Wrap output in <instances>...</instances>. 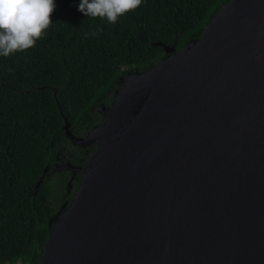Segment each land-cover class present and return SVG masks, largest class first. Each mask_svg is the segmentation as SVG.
<instances>
[{
    "label": "water",
    "instance_id": "water-1",
    "mask_svg": "<svg viewBox=\"0 0 264 264\" xmlns=\"http://www.w3.org/2000/svg\"><path fill=\"white\" fill-rule=\"evenodd\" d=\"M164 49L86 135L65 117L98 147L52 170L82 174L41 264H264V0H228Z\"/></svg>",
    "mask_w": 264,
    "mask_h": 264
},
{
    "label": "trees",
    "instance_id": "trees-1",
    "mask_svg": "<svg viewBox=\"0 0 264 264\" xmlns=\"http://www.w3.org/2000/svg\"><path fill=\"white\" fill-rule=\"evenodd\" d=\"M226 1L143 0L110 24L78 11L81 0H55L35 46L0 56V264H41L51 215L79 183L69 191V172L52 170L84 164L98 147L73 144L65 117L86 135L103 121L97 107L113 103L121 77L153 66L164 45L200 38Z\"/></svg>",
    "mask_w": 264,
    "mask_h": 264
},
{
    "label": "clouds",
    "instance_id": "clouds-1",
    "mask_svg": "<svg viewBox=\"0 0 264 264\" xmlns=\"http://www.w3.org/2000/svg\"><path fill=\"white\" fill-rule=\"evenodd\" d=\"M143 0H81L78 11L86 17L106 19L114 24L118 18L141 6ZM55 0H0V56L35 46L52 24ZM103 28L89 35H97Z\"/></svg>",
    "mask_w": 264,
    "mask_h": 264
},
{
    "label": "flooded vegetation",
    "instance_id": "flooded-vegetation-1",
    "mask_svg": "<svg viewBox=\"0 0 264 264\" xmlns=\"http://www.w3.org/2000/svg\"><path fill=\"white\" fill-rule=\"evenodd\" d=\"M121 82H122V78H121V80H120V85H121ZM120 85H119V88H120ZM117 90V89H116ZM104 118V117H103ZM86 163V162H85ZM84 163V164H85ZM84 164H76V165H84ZM61 170V169H60ZM65 171H68L69 172V179H70V177H71V171L70 170H65ZM81 174H82V172H78L76 175H75V178L73 179V181H72V185L71 186H69V184H68V182H67V186H69L68 188H70V190L72 191V188L74 187V181L75 180H77V179H79V183H78V186H77V188L75 189V191H74V196H75V193H76V191H77V189H78V187H79V185H80V181H81ZM69 179H68V181H69ZM69 190V191H70ZM74 198V197H73ZM73 198L70 200V202H69V200L68 199H66V198H64L63 199V201L61 202V204L59 205V208H58V210H56L55 212H53V214L51 215V218H50V220L51 219H55V218H58L67 208H68V206L70 205V203H71V201L73 200Z\"/></svg>",
    "mask_w": 264,
    "mask_h": 264
},
{
    "label": "rangeland",
    "instance_id": "rangeland-1",
    "mask_svg": "<svg viewBox=\"0 0 264 264\" xmlns=\"http://www.w3.org/2000/svg\"><path fill=\"white\" fill-rule=\"evenodd\" d=\"M165 55H167V52H166V50H164V51H162L161 53H160V58H162V57H164Z\"/></svg>",
    "mask_w": 264,
    "mask_h": 264
}]
</instances>
